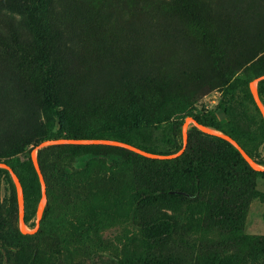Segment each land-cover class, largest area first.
I'll list each match as a JSON object with an SVG mask.
<instances>
[{"label":"rangeland","instance_id":"rangeland-1","mask_svg":"<svg viewBox=\"0 0 264 264\" xmlns=\"http://www.w3.org/2000/svg\"><path fill=\"white\" fill-rule=\"evenodd\" d=\"M23 1H16L14 7L19 30L27 28L29 21L28 12L21 9ZM55 8L49 12L45 6L42 13L47 29L51 25L57 29L48 40L58 43L59 49L48 44L29 50L33 56L51 58L55 65L49 71L56 80L53 100L84 128L122 122L133 104L142 120H158L167 111H206L223 117L225 79L236 71L252 79L250 85L257 89L258 75L264 72V0H55ZM32 34L34 37L35 32ZM121 34L125 43L119 40ZM16 39L25 36L20 32ZM4 49L0 47V59L10 58L20 48ZM124 58L150 78L135 80L132 89L121 85L117 72ZM20 61L18 68L33 90L31 99L36 100L46 69L37 62ZM257 99L264 108V98L258 95ZM184 119V144L192 124L219 133L197 124L190 115ZM181 151L144 154L169 158ZM259 152L264 160V144ZM251 162L264 169L252 158ZM74 170L68 189L56 186L49 199L43 184L37 215L28 223L19 219L22 232L32 236H17L2 228L0 264H124L127 256L148 264L145 258L166 255L173 264H189L199 248H205L202 244L207 238L187 229L188 202L157 198L137 204L130 181L145 172L144 168L119 169L110 161H99L85 169V162L78 161ZM256 187L264 192V178H257ZM18 190L21 202L19 186ZM48 204L51 210L44 216ZM162 216L177 222V230L166 244L149 235L152 227L163 229L157 222ZM244 227L264 234L263 197L249 203ZM199 264L216 263L205 255ZM232 264H264V253L247 260L234 258Z\"/></svg>","mask_w":264,"mask_h":264},{"label":"trees","instance_id":"trees-1","mask_svg":"<svg viewBox=\"0 0 264 264\" xmlns=\"http://www.w3.org/2000/svg\"><path fill=\"white\" fill-rule=\"evenodd\" d=\"M16 1L0 0V47L5 51L13 46L21 49L10 58L0 59V163L7 165H0V231L6 227L17 236H32L22 232L19 225V190L13 172L22 186L24 221L28 223L37 215L43 197L41 174L47 185V195L52 199L56 186L63 191L69 188L76 173V162L84 161L86 169L94 162L110 161L119 169L146 170L130 181L138 205L157 198L188 202L187 229L207 238L202 244L205 248H199L195 261L189 264H199L205 255L213 263L232 264L234 258L247 260L264 253V234L248 232L244 227L251 200L257 196L264 198V192L256 187L257 178H264V169L253 166L228 138L205 131L196 124L188 129L186 144L182 140L184 118L190 115L197 123L234 139L250 158L264 165L259 152L264 144V114L251 89L252 79L239 76L236 71L225 79L226 98L221 104L223 117L206 111H189L187 114L167 111L158 120H142L139 108L133 104L122 122L84 128L69 118L66 108H59L53 100L56 80L55 74L49 71L55 65L51 58L44 54L33 56L29 50L35 45L45 48L48 44L53 50L59 49L58 43L48 40V35L53 37V31L57 32V29L54 25L47 29L42 13L45 6L49 12H55V0L23 1L21 9L28 12L27 28L31 30H19L16 26ZM32 31L34 37L30 35ZM20 32L25 36L24 40L16 39ZM119 40L127 41L124 34ZM20 60L37 62L46 69L44 82L38 86L42 91H36V100L31 99L33 90L26 85L24 73L18 68ZM129 63L127 58L121 61L117 80L132 89L135 80H147L150 75ZM258 76L257 90L264 98V72ZM60 139H110L161 155L182 151L173 157L159 158L116 143L54 141L42 145L46 140ZM35 149L40 172L34 161ZM160 163L162 166L157 167ZM3 184L5 195H2ZM50 210L48 204L44 216ZM157 222L163 229L152 227L149 235L166 244L176 232L177 222L171 216L159 217ZM145 260L148 264H173L170 255ZM124 264L139 262L127 256Z\"/></svg>","mask_w":264,"mask_h":264},{"label":"water","instance_id":"water-1","mask_svg":"<svg viewBox=\"0 0 264 264\" xmlns=\"http://www.w3.org/2000/svg\"><path fill=\"white\" fill-rule=\"evenodd\" d=\"M251 89H252V91H253V93H254V95H255V98H256V101H257V103L259 104V102H258V99H257V96L259 95V93H258V90L256 89V91H254V88H252V86H251ZM259 97H260V95H259ZM259 106H260V104H259ZM260 108H261V106H260ZM263 108V107H262ZM262 108H261V110H262ZM262 112H263V114H264V109L262 110ZM194 120V119H193ZM196 122V121H195ZM197 123V122H196ZM197 124H199V123H197ZM199 125H201V126H203V127H206V126H204V125H202V124H199ZM219 134L220 135H222V136H224V137H226V138H228L229 140H231L241 151H242V153L244 154V156L251 162V158H250V156L245 152V150L234 140V139H232L231 137H229L228 135H226V134H224V133H222V132H219ZM54 141H82V142H87V141H94V142H104V143H116V144H123V145H128V144H125V143H123V142H120V141H116V140H110V139H93V140H87V139H60V140H46V141H44L43 143H42V145H45V144H48V143H51V142H54ZM129 147H131V148H133V149H135V150H137V151H140V152H142V153H149V152H146V151H142V150H140V149H138L137 147H134V146H132V145H128ZM151 154H154V153H151ZM34 156V155H33ZM34 161H35V163H36V166H37V168H38V170H39V172H40V168H39V165H38V162H37V159H36V156H34ZM251 164H252V162H251ZM0 165H3V166H7L5 163H0ZM253 165V164H252ZM254 166V165H253ZM13 176H14V178H15V180H16V182H17V184H18V186H19V188H20V192H21V202H20V219H21V221H24V200H23V190H22V186L20 185V182H19V179H18V176L16 175V173H14L13 172ZM41 180H42V183L43 184H45V181H44V178H43V175L41 174Z\"/></svg>","mask_w":264,"mask_h":264},{"label":"bare ground","instance_id":"bare-ground-1","mask_svg":"<svg viewBox=\"0 0 264 264\" xmlns=\"http://www.w3.org/2000/svg\"><path fill=\"white\" fill-rule=\"evenodd\" d=\"M254 91H256V87L254 88ZM264 109V108H263Z\"/></svg>","mask_w":264,"mask_h":264}]
</instances>
